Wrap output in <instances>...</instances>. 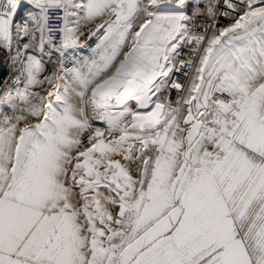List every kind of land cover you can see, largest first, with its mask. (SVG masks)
I'll return each mask as SVG.
<instances>
[{"label": "snow or ice", "instance_id": "6c2138e0", "mask_svg": "<svg viewBox=\"0 0 264 264\" xmlns=\"http://www.w3.org/2000/svg\"><path fill=\"white\" fill-rule=\"evenodd\" d=\"M0 264H264V0H0Z\"/></svg>", "mask_w": 264, "mask_h": 264}]
</instances>
